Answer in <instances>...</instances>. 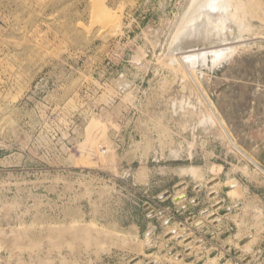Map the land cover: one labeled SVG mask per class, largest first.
I'll list each match as a JSON object with an SVG mask.
<instances>
[{
  "label": "rangeland",
  "instance_id": "rangeland-1",
  "mask_svg": "<svg viewBox=\"0 0 264 264\" xmlns=\"http://www.w3.org/2000/svg\"><path fill=\"white\" fill-rule=\"evenodd\" d=\"M196 1L0 0V264H264V0Z\"/></svg>",
  "mask_w": 264,
  "mask_h": 264
},
{
  "label": "crops",
  "instance_id": "crops-1",
  "mask_svg": "<svg viewBox=\"0 0 264 264\" xmlns=\"http://www.w3.org/2000/svg\"><path fill=\"white\" fill-rule=\"evenodd\" d=\"M179 195H185V197L184 198H181L182 200L181 201H179V202H177V198H178V196ZM197 200H198V198L197 197H194V196H192V194H190L189 192H185V193H177L174 197H173V204H176V205H180V207H179V210L180 211H183L184 213H187V214H192V211H190V205H193V206H197ZM207 211V210H206ZM206 211H204L203 213H205ZM212 214H214V212H211V214H209L208 215V217L210 216V215H212ZM194 217H197V215H192V217H187L186 218V221H188V220H190L191 218H194ZM224 218V216L223 215H221V219L220 218H218V216L217 217H215L214 216V219H212L211 221H213L215 224H222V221H223V218ZM208 220H210L209 218H208ZM218 221H219V223H218ZM214 223H212V225L214 224ZM196 225L198 226H201V225H204L203 224V222L202 221H197V223H196ZM211 225V226H212ZM218 225V226H219ZM208 226V225H207ZM213 227V226H212ZM204 228V227H203ZM214 228H217V227H214ZM220 228H222V226L220 225ZM188 232H191L190 234H192L191 235V237L190 238H186L185 240V242L187 243V245H190V244H195V245H198V246H201L202 245V243H204V240H203V242H202V239H206V237L204 238L203 237V234H202V231L203 230H200V229H197V227H193V224L191 223V226H189L188 227ZM189 237V236H188ZM201 238V239H200ZM216 238V237H215ZM214 238V239H215ZM187 239L189 240L188 242H187ZM191 239V240H190ZM217 239V238H216ZM221 239V238H220ZM220 239H218V242L220 243H222L223 242V240H220ZM223 244V243H222ZM226 244V243H225ZM218 247H219V244H216ZM221 245V244H220ZM221 247V246H220ZM231 249V248H230ZM185 250V249H184ZM193 253V252H192ZM186 256H185V258H184V256H183V259L185 260L186 258H188V257H191L192 256V254L191 255H188V253L187 254H185ZM228 255H229V253H228V251H226V253H224V255H217L216 256V258H218V260H222V258H223V256L225 257H228ZM247 258H249V257H247ZM213 259H215V258H213ZM212 259V260H213ZM246 259V258H245ZM233 260V259H232ZM248 260V259H247ZM252 261V260H251ZM251 261H249V262H247V263H249L250 264V262Z\"/></svg>",
  "mask_w": 264,
  "mask_h": 264
},
{
  "label": "bare ground",
  "instance_id": "bare-ground-1",
  "mask_svg": "<svg viewBox=\"0 0 264 264\" xmlns=\"http://www.w3.org/2000/svg\"><path fill=\"white\" fill-rule=\"evenodd\" d=\"M198 1V0H197ZM197 1H196V6L194 7V9H195V11L196 12H193V22H189V23H191L192 25L196 22V21H199V20H202L203 22V24H201V25H205V24H207L208 22L210 23V21H211V17H212V13L211 12H209V11H207V9L208 8H210L211 10H213V9H216L217 7H218V5L220 6V2H221V0H204L205 2H201V3H197ZM207 8V9H206ZM209 13V16H207V14ZM221 16V15H220ZM211 24V23H210ZM195 25V24H194ZM208 25V24H207ZM200 28V27H199ZM206 28V27H205ZM200 30H202V29H200ZM203 31V30H202ZM197 35V34H196ZM201 36V35H200ZM194 37V36H193ZM198 39V36H197V38L196 39H194V40H197ZM204 40V39H203ZM191 45V44H190ZM216 183H217V180H215V179H213V180H211V181H209L207 184H206V187H208V188H211L212 189V191H210V193H209V196L211 197V198H214V197H216V194H217V191L214 189V187L216 186ZM185 187V185L184 184H182V185H178L177 186V190H181L182 188H184ZM199 189H201V186H197L196 187V190H199ZM185 197V195H179L178 196V198H177V202H179V201H181L182 199L181 198H184ZM223 204H224V202L223 201H217L214 205H213V208H214V210H218V209H220V208H222V206H223ZM214 216L215 217H217V213L216 212H214V214H212V215H210L209 216V219L210 220H212V219H214ZM191 240V239H190ZM186 241V240H185ZM189 240L187 239V242H188Z\"/></svg>",
  "mask_w": 264,
  "mask_h": 264
},
{
  "label": "water",
  "instance_id": "water-1",
  "mask_svg": "<svg viewBox=\"0 0 264 264\" xmlns=\"http://www.w3.org/2000/svg\"><path fill=\"white\" fill-rule=\"evenodd\" d=\"M169 194V193H168ZM177 200V199H176Z\"/></svg>",
  "mask_w": 264,
  "mask_h": 264
}]
</instances>
